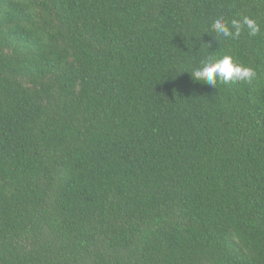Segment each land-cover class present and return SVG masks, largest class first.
<instances>
[{
    "label": "trees",
    "instance_id": "16d2710c",
    "mask_svg": "<svg viewBox=\"0 0 264 264\" xmlns=\"http://www.w3.org/2000/svg\"><path fill=\"white\" fill-rule=\"evenodd\" d=\"M0 264H264V0H0Z\"/></svg>",
    "mask_w": 264,
    "mask_h": 264
},
{
    "label": "clouds",
    "instance_id": "9594fccd",
    "mask_svg": "<svg viewBox=\"0 0 264 264\" xmlns=\"http://www.w3.org/2000/svg\"><path fill=\"white\" fill-rule=\"evenodd\" d=\"M211 29L217 36L225 39H236L244 31H247L249 36H256L261 31L257 20L246 15L240 16V18H233L230 21L223 16H218L211 24ZM190 74L195 81L203 82L214 88H216L218 80L224 83L230 81L250 83L257 75L254 68L234 61L231 55H224L219 59L206 60Z\"/></svg>",
    "mask_w": 264,
    "mask_h": 264
}]
</instances>
